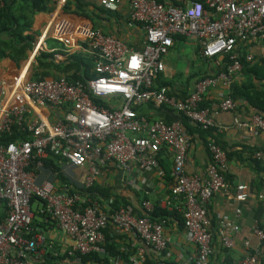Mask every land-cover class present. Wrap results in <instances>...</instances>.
<instances>
[{
    "label": "built area",
    "instance_id": "obj_1",
    "mask_svg": "<svg viewBox=\"0 0 264 264\" xmlns=\"http://www.w3.org/2000/svg\"><path fill=\"white\" fill-rule=\"evenodd\" d=\"M51 1L55 13L66 2ZM174 1L175 4L158 0H97L98 6L112 11L126 2L130 24L144 33L141 50L103 34L90 23L59 20L47 26L33 44L22 67L24 74L20 75V71L12 80L0 83V134L11 135L16 126L29 135V139L0 145V200L6 208L0 222V264H46L43 262L46 251L39 248L32 227L33 197L44 202L41 212L70 238L71 252L103 255L108 264H130L104 248V230L112 224L123 233L134 234L143 246L160 256L167 249L164 222L150 219L153 209L150 202L142 201V216L130 208L110 212L77 192L69 193L66 185L57 189L51 182H37L34 171L28 168L31 165L40 168L50 155L69 166H87L83 187L89 188L109 162L120 170L130 171L132 164L139 169L157 170V154L162 149L172 159L166 206L180 212L186 238L196 248L189 264H211L213 233L207 212L213 195L229 187L222 174L227 168L225 153L210 140L211 162L205 176L187 175L188 139L181 125L147 119L132 106L164 107L202 130L214 129L209 110L200 106L210 89L222 85L229 92L230 84L242 72L241 47L246 50L245 60L251 62V46H264V0ZM174 36L197 41L200 55L214 60L215 65L227 57L225 71L196 81L184 97H176L167 87L157 86ZM47 38L59 47L49 46ZM41 53L50 54L56 63L79 53L93 61L92 77L71 81L69 74H62L31 80L27 77L28 68ZM94 99L104 100L109 109L96 105ZM235 106L228 94L217 103L220 111H233ZM234 122L237 128L251 133L264 132V118L258 114L247 122L237 119ZM247 196L246 186L238 184L235 199L244 202ZM237 230V225L231 222L218 229L217 236L225 248L233 246ZM253 231L260 241L264 240L258 226ZM259 247L242 264H259ZM52 258L50 264H81L79 259L60 260L55 252ZM131 262L150 264L143 248Z\"/></svg>",
    "mask_w": 264,
    "mask_h": 264
},
{
    "label": "crops",
    "instance_id": "obj_2",
    "mask_svg": "<svg viewBox=\"0 0 264 264\" xmlns=\"http://www.w3.org/2000/svg\"><path fill=\"white\" fill-rule=\"evenodd\" d=\"M11 1L15 2L14 6L17 9V14L21 13V6L25 0ZM79 1L85 11L90 10L93 5L98 6L97 0ZM23 12L29 14L27 10ZM114 12L118 18L114 19V17L112 19L111 27L114 30L122 31V39L125 40L126 44L127 42L135 43L140 39L144 40L143 31L130 24L129 8L126 2L119 5ZM59 20L83 25H89L91 21L86 16L75 13L73 6L67 10L62 8L57 13L54 12L53 8L49 13L32 15L29 19L27 34L32 35L35 43L47 26ZM46 43L51 47H59L58 43L53 42L50 38H47ZM130 47L133 48V46ZM4 51L7 56L0 59V83L12 80L19 75L20 71V75H23L24 69L22 67L27 60L16 62L8 55L10 52L8 47H5ZM249 54L253 57L252 63H257L264 68V46L260 44L252 45ZM214 65V60L203 58L200 55L197 41L178 36L173 39L172 46L164 58L165 68L158 77L156 84L157 86L165 84L160 86L167 87L176 97H184L191 92L198 77L207 73ZM239 78L241 80L245 78L242 72ZM254 82L256 85L261 83L256 80ZM227 94V89L219 85L214 89H210L204 100V104L207 105L205 108L209 110V115L216 125L214 129L217 130L219 144L232 155V158L227 161L226 168L231 177V184L228 183L229 187L226 191L213 195L207 212L209 228L213 233L211 264H223L226 261L232 264H242L243 260L259 246H262L264 251V240L260 241L253 231L256 225L264 233V132L251 133L246 129L237 128L235 125V119L247 122L253 115L257 114L258 110L249 102L236 101L233 111H220L217 108V103ZM141 108L149 117L180 124V115L175 111L155 106L150 107L146 104L142 105ZM182 130L188 139L185 172L190 176L203 177L211 162L209 151L204 143L208 136H205V138L200 137L195 126L190 122H187ZM159 152L162 167L158 165L157 170L139 169L136 164H132L130 171H126L117 169L113 163L109 162L104 168L100 169L96 182L109 187L114 195L124 198L136 207V210L133 211L136 215L144 213L141 205L143 200L157 203L167 212H172L173 207L166 206L169 199L170 183L165 179L166 172H170L172 159L171 155L165 150L162 149ZM252 153L254 154L252 155ZM256 153H260V156H256ZM252 160L258 162V170ZM59 164L71 186L74 188L84 186L85 178L88 175L87 166L73 167L62 162ZM49 178L50 173L48 171L36 175L37 182L48 181L53 183L57 189H60V182L52 176L51 179ZM238 184H243L247 188L248 196L244 202H238L235 199V187ZM40 206L42 205L36 203L31 205L32 227L35 236L39 240V248L46 251L50 247H55L61 253L71 252L70 238L61 232L54 222L48 221L47 218L45 219L41 215ZM176 212L178 216L170 218L164 226L163 234L167 241V249L160 256H156L147 247L143 246L137 236L131 233H123L112 224L107 226L104 238L106 237L108 244L120 251L122 256L125 257L121 256L123 260L126 259L125 261L130 264H135L131 260L141 248L145 251V259L148 263L155 259L174 264H189L196 255V248L187 240L180 221L182 216L177 210ZM5 213V203L0 200V222L4 219ZM227 222L234 223L238 227L233 236V246L228 249L221 244L217 236L218 229Z\"/></svg>",
    "mask_w": 264,
    "mask_h": 264
},
{
    "label": "trees",
    "instance_id": "obj_3",
    "mask_svg": "<svg viewBox=\"0 0 264 264\" xmlns=\"http://www.w3.org/2000/svg\"><path fill=\"white\" fill-rule=\"evenodd\" d=\"M160 3L169 2L175 4L174 0H158ZM15 2L11 0H0V59H3L7 56L4 51L5 47L10 49L9 56L19 62L21 60H26L28 58V54L33 48L34 40L32 35L27 34L29 31V19L32 15L36 13H49L53 10L54 6L51 0H25L24 4L21 6V13L17 14V9L14 6ZM71 6L74 7V12L77 14H81L89 18L92 23L93 27L99 29L105 35H111L117 39L125 41L122 39V31L114 30L111 27L112 19H117L116 13L112 10L104 9L100 6L93 5L90 10L85 11L83 9V5L80 3L79 0L74 1H66L63 8L65 10L69 9ZM27 10L29 14L23 12ZM19 11V10H18ZM117 17V18H116ZM178 36H174L176 38ZM172 39V41H173ZM128 46H133L135 50H141L144 46V40L140 39L135 43H128ZM246 50L244 47H241L240 53V62L242 64V73L244 75V79L241 80L240 78L235 79L229 87L228 95L229 97L234 100L235 102L240 101H247L252 106H254L258 112L257 114L264 118V68L257 63L247 62L245 60ZM50 54L41 53L36 56L31 65V80H42L44 78L49 77H58L62 74H69V78L71 81H83L86 78L92 77L91 69L93 66V61L82 56L79 53H75L69 59L63 62H54L51 59ZM227 57H224L219 65H214L207 73L198 77V80L210 77L213 75H217L222 71H225L224 63L227 62ZM158 79V78H157ZM254 80L260 81L259 85H256ZM157 82V80H156ZM165 85V84H160ZM159 85V86H160ZM94 103L98 106H103L109 109V105L104 100L94 99ZM141 105H133L132 107L137 111L139 115L145 116L147 119H154L153 117H149L145 111L141 108ZM148 106H152L151 104H146ZM207 105L203 103L201 104V108H205ZM164 108V107H158ZM166 109V108H165ZM180 115V114H179ZM180 125L181 127H185L186 123L189 122L186 118L180 115ZM166 122V121H164ZM171 123V122H166ZM196 130L200 137L205 138L208 136V139H205L204 143L208 150L209 141L213 140L216 142L217 145L224 151L226 160L232 158L230 152L226 149H223L218 141L217 130L209 129V130H202L196 127ZM29 139V135L27 132L22 131L19 127L14 126L12 128L11 135L9 134H0V145H6L15 140H26ZM163 152V151H161ZM255 153V152H254ZM252 153V155L254 154ZM210 154V153H209ZM159 159V160H158ZM211 159V157H210ZM157 161L158 165L162 167V162L160 160V152L157 154ZM60 162L65 163L63 160L50 155L48 158L43 160L42 166L40 168L34 169L31 165L28 170H33L35 175L43 172L48 171L54 179H57L62 187L66 185L69 187V193L77 192L81 194L83 197L89 199L90 201H96L97 203L101 204L103 207L108 209L110 212L121 209V208H130L132 211L136 210L131 203H129L124 198L114 195L110 188L107 186H103L98 184L97 182L93 183L92 186L89 188L84 187H73L71 186L70 182L68 181L67 177L61 170ZM255 168L259 169V164L256 160H252ZM225 180L227 183L231 184V177L227 173V170L222 172ZM52 178V179H53ZM165 179L171 183L172 178L170 176V172L165 175ZM144 201V200H143ZM42 205L40 206L43 209V201L37 197H33L31 199L32 204ZM152 204V212L150 213L149 217L151 220L156 222H164V226L168 222V220L172 217H177L178 214L175 208H172V212H167L165 209L161 208L157 203ZM39 211V209H37ZM41 215L48 221H51L50 218L43 212ZM139 216L143 214L138 213ZM182 218V217H181ZM179 220V219H178ZM183 225V220L180 219ZM33 225V224H32ZM104 230V235H105ZM28 238L31 235L27 236ZM104 248L110 255H120L122 253L118 251L114 246L108 244L107 239L105 237L104 240ZM260 249V261L259 264H264V251L262 250V246L259 247ZM55 252L58 256V259L69 261V262H79L81 264H108L107 257L103 255H99L96 253H91L88 255H80L77 252H69L66 251L61 253L58 248L50 247L46 250V254L43 257V262L46 264H50L53 260L52 253ZM69 252V253H68ZM164 253V252H163ZM161 253V255L163 254ZM123 257V256H122ZM125 258V257H123ZM126 260V259H125ZM150 264H174L172 262H162L160 260L153 259L149 261ZM223 264H232L231 262H224Z\"/></svg>",
    "mask_w": 264,
    "mask_h": 264
},
{
    "label": "rangeland",
    "instance_id": "obj_4",
    "mask_svg": "<svg viewBox=\"0 0 264 264\" xmlns=\"http://www.w3.org/2000/svg\"><path fill=\"white\" fill-rule=\"evenodd\" d=\"M28 59V58H27ZM27 61V60H26ZM26 63V62H25ZM31 65L32 63L30 64L29 68H28V73H27V77L31 79V75H32V72H31Z\"/></svg>",
    "mask_w": 264,
    "mask_h": 264
},
{
    "label": "water",
    "instance_id": "obj_5",
    "mask_svg": "<svg viewBox=\"0 0 264 264\" xmlns=\"http://www.w3.org/2000/svg\"><path fill=\"white\" fill-rule=\"evenodd\" d=\"M90 25L93 26L92 22L90 21Z\"/></svg>",
    "mask_w": 264,
    "mask_h": 264
}]
</instances>
